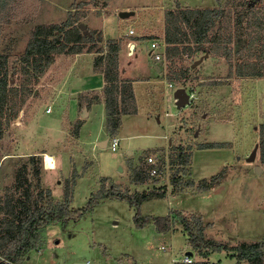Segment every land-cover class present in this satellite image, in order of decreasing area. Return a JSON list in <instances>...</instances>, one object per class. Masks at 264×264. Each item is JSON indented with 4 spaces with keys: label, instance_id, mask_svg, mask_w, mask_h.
<instances>
[{
    "label": "rangeland",
    "instance_id": "rangeland-1",
    "mask_svg": "<svg viewBox=\"0 0 264 264\" xmlns=\"http://www.w3.org/2000/svg\"><path fill=\"white\" fill-rule=\"evenodd\" d=\"M18 3L23 7L11 10L9 20L0 25V51L8 48L9 59L23 52L36 25L61 23L71 14L80 17L79 22L93 30L94 36L100 34V42L84 43L83 50L88 47L96 50L106 42L119 40L123 58L127 59L132 43L128 39L141 38L143 60H147L152 57L148 53L151 40L163 41V12L174 8L176 3L182 7L220 6L230 9L232 16L244 8L242 0H18ZM253 6L264 18V0H255ZM28 10H32L30 16ZM122 10L133 14L122 18L119 16ZM131 25L134 33L129 37L126 31ZM247 40L244 34L235 37L232 47L235 51L242 48L241 52L233 53L230 59L208 54L192 67L183 83L171 82L173 87L183 86L190 93L189 103L181 109L172 100L174 88L165 86L168 93L159 114L161 126L155 118L143 126L144 122L127 116L122 126L125 137L121 134L115 150L108 146L92 150L91 144L83 142L80 146L83 154L74 152L75 139L71 136L74 121L65 108L68 91L65 66L74 55L65 52L55 55L54 62L31 85L33 94L20 105L14 119L8 123V115L2 119L0 200L10 193L15 198H24L28 183L32 193L30 201L52 205L63 200L64 190L72 185V175L76 174L79 176L76 175L71 188L70 201L75 208L85 206L101 185L107 188L113 183L120 190L132 193L164 184L168 187L167 195L142 202V214L164 215L172 208L180 209L201 216L208 238L230 244L264 240V161L259 140L260 125L264 123V76L237 75V65L250 58L244 50ZM260 48L257 46L252 52L255 53L253 61L264 60L259 58ZM199 57L200 54H194L181 60L157 62L165 75L169 66L179 72L181 67H191ZM24 78L17 74L14 83L18 85ZM99 124L97 114L90 127L96 132ZM207 142L225 144L216 148L199 147ZM256 143L259 145L256 158L247 161ZM159 144L156 149H147ZM176 145H182L189 154L188 163L177 176L184 183L192 180L193 184L171 194L170 177L177 166L169 164V157ZM70 146L74 151H68ZM131 146L135 154L127 156L125 150ZM44 152L54 156L55 168L44 170ZM32 154L37 155L34 163L30 159ZM148 156L156 161L162 176H150L141 184L132 182L131 168L142 159L147 161ZM23 165L27 183L15 189V178ZM256 165L259 171H255ZM218 172L222 173L220 184L208 190L197 188L201 178ZM133 214V208L125 200L100 198L91 211L76 221L44 226L40 232L43 246L28 251L16 264H136V261L137 264H173L191 250L179 226H173L174 233L173 230L156 231L152 221L138 228ZM194 259L201 258L195 255ZM208 259L215 264H235V259L226 256L224 251L210 254ZM240 264L249 263L242 260Z\"/></svg>",
    "mask_w": 264,
    "mask_h": 264
},
{
    "label": "trees",
    "instance_id": "trees-1",
    "mask_svg": "<svg viewBox=\"0 0 264 264\" xmlns=\"http://www.w3.org/2000/svg\"><path fill=\"white\" fill-rule=\"evenodd\" d=\"M23 2V1H21ZM244 8L235 16H232L230 9L223 7H182L179 3L174 8L164 11V32L162 40L165 44L163 59L174 61L183 57H190L194 54H212L225 59H230L233 53L241 52L242 48L234 50L232 47L235 37H248L246 48L249 61H243L236 67L239 76H264V60L253 61L257 46H260L261 57H264V21L263 16L254 10L255 0L243 1ZM23 4L18 0H0V25L9 20V12L16 10ZM27 14V9H25ZM32 10H28V16ZM17 13V12H16ZM81 18L69 15L61 23L38 24L36 25L24 47L23 52L9 59L10 50L5 48L0 51V138L3 131L2 119L8 115L6 123L14 119L20 105L26 98L33 94L31 85L39 76L54 62V56L60 53H79L83 51L97 52L94 58L95 68L103 72L105 85L102 92H96L95 102L105 104V128L109 136H115L121 123L122 114L136 113L134 93L130 79H121L118 73V54L121 49L119 41H109L106 49L99 46L96 50L88 47L83 50V44L88 42H100V34L94 36L83 34L78 27ZM233 19V20H232ZM232 21H234L232 23ZM245 24V31H242ZM234 26V28H233ZM94 37H97L96 39ZM263 38V39H262ZM3 52V53H2ZM195 60V59H194ZM193 63V62H192ZM192 65V64H191ZM193 68L181 67L179 72L169 71L165 78L169 83L177 81L183 83L187 73ZM231 73V71H230ZM17 74L25 76L20 84L14 83ZM172 84V83H171ZM192 91V88L189 89ZM79 124L76 125L78 128ZM259 140L261 147V158L264 161V123L260 125ZM224 142H207L199 144L200 148L224 147ZM190 148V147H188ZM37 155H30L34 163ZM189 154L182 145H176L170 151L169 164L177 166L170 177L171 194H175L178 188L184 185L193 184L192 180L182 181L177 174L184 169L188 163ZM158 166V165H157ZM152 164L142 159L138 165L131 168V181L138 184L147 182L150 179ZM160 169V167L158 166ZM33 173H38L36 167ZM75 174V173H74ZM26 166L23 165L17 172L14 188L18 189L26 179ZM76 175H72L73 183ZM222 173H214L209 178H201L197 182V188L208 190L221 183ZM71 186L64 190L62 201L42 206L37 201L31 200V191L27 183L24 189V198L8 195L0 200V264H16L23 256L32 249L43 246L41 229L51 223L65 225L70 221H76L86 212L91 211L98 199L116 198L125 200L134 210L133 221L136 227H143L150 221L153 222L155 230L167 232L173 230L177 225L185 234L191 251L200 260L191 262L174 261L173 264H215L208 259L213 253L225 252L226 256L235 259V264L245 260L249 264H264V240L257 242H242L230 244L208 238L205 235L206 224L200 215L186 212L180 209H170L164 215H144L140 208L144 201L155 198H164L168 193L166 185L152 186L141 191L128 192L120 190L115 184L109 187L101 185L100 189L93 193L86 205L81 208L72 207ZM50 194L49 190H46Z\"/></svg>",
    "mask_w": 264,
    "mask_h": 264
},
{
    "label": "crops",
    "instance_id": "crops-1",
    "mask_svg": "<svg viewBox=\"0 0 264 264\" xmlns=\"http://www.w3.org/2000/svg\"><path fill=\"white\" fill-rule=\"evenodd\" d=\"M162 11L164 10L162 9ZM163 32L164 25H162V35ZM128 40H131L132 42L129 45L127 52L130 57L127 59L123 58V49H120L118 54V73L121 79L131 80L137 111L133 114L121 115V123L118 132L113 136L117 137L118 141L119 138L122 137L121 134L125 137L126 132L124 133L122 126L124 119L127 116L135 117L137 121L144 122L143 126H145L148 121L155 118L157 123L160 124L159 126H161L162 121L159 114L162 106L165 105L166 102V95L168 93L167 87L175 89L172 84L171 86L168 84L169 81L166 80L165 75H162V65L157 62L159 60H156L149 51L148 53L152 57L143 60L142 52L144 49L141 44L142 39H139L141 41L134 39ZM103 47L106 49V45ZM72 54L74 56L71 57L65 66V84H67L68 87V91H66L65 95V99H67L65 101V108H67L68 112L72 114L70 120L74 121V126L71 136L75 139V143L77 144L74 143L76 147L73 146L75 151L72 149V146H70L71 150L68 151L83 154V151H81L82 148L80 147L83 142L91 144V149L93 150L95 147L99 146L100 143L102 144L106 137H108V146L109 140L112 136L107 134L105 128V104L103 103V99H101V102L99 103L95 102L94 99L96 92L100 94L105 85L103 72L99 69L97 70L94 66V58L97 55V52L91 51ZM159 97H161V101L159 100ZM172 100L174 102V98ZM97 114L100 115V124L98 125L99 127L97 131L94 132V128L92 130L90 125L93 123ZM166 114L167 113H165V115ZM77 124H79L78 128H76ZM164 125L167 127L166 123ZM135 137L137 136H134L133 138ZM164 137H166V135H164ZM127 138H130V136ZM168 142H170V139H168ZM158 146H161V144L147 147V149H156ZM139 149L144 150L146 148ZM133 150H135V148L131 146L125 150V154H127V156H134L135 153H132ZM46 153L47 152H44L43 154L44 164V155ZM44 168V170L52 169L46 166ZM76 175L79 176L78 174ZM171 232L174 233V230ZM193 256H195L194 253ZM132 257L134 259V256Z\"/></svg>",
    "mask_w": 264,
    "mask_h": 264
},
{
    "label": "water",
    "instance_id": "water-1",
    "mask_svg": "<svg viewBox=\"0 0 264 264\" xmlns=\"http://www.w3.org/2000/svg\"><path fill=\"white\" fill-rule=\"evenodd\" d=\"M133 14V11L128 10H122L119 12V16L124 18L129 15ZM79 29L82 31L83 34L89 35L90 32L86 28L85 24L83 22L78 23ZM208 54H204L203 56H200L197 60L193 61L191 67H194L195 65L199 64L204 57H206ZM173 98H174V104L178 109H181L182 107L186 106L189 103V100L191 98L190 93L187 91V89L183 86L176 87L173 91ZM108 137H106L103 140V143L99 144L100 147H106L107 146ZM258 143H256L253 147V149L250 151L249 155L247 156V161H254L256 158V153L258 149ZM259 166L256 165L254 167L255 171H259ZM186 255H192L193 252L191 250H188L185 252Z\"/></svg>",
    "mask_w": 264,
    "mask_h": 264
},
{
    "label": "built area",
    "instance_id": "built-area-1",
    "mask_svg": "<svg viewBox=\"0 0 264 264\" xmlns=\"http://www.w3.org/2000/svg\"><path fill=\"white\" fill-rule=\"evenodd\" d=\"M134 33L133 28L130 27L128 29V32H126L127 36H132ZM163 41H160L158 39H152L150 42V48H149V53L156 59V60H161L163 59V52H164V45L162 46ZM171 86V83H168ZM47 110H50L49 108ZM118 138L117 137H111L108 143V147H110L112 150H115L117 145H118ZM147 162L152 164V167L150 169V175L152 176H162L161 170L158 168L156 161L151 157H147ZM182 262H191L194 261V256L193 255H186L185 253L183 256L179 259Z\"/></svg>",
    "mask_w": 264,
    "mask_h": 264
},
{
    "label": "bare ground",
    "instance_id": "bare-ground-1",
    "mask_svg": "<svg viewBox=\"0 0 264 264\" xmlns=\"http://www.w3.org/2000/svg\"><path fill=\"white\" fill-rule=\"evenodd\" d=\"M44 161H45V166L49 167V168H54L55 167V161H54V157L52 154L46 153L44 155Z\"/></svg>",
    "mask_w": 264,
    "mask_h": 264
}]
</instances>
